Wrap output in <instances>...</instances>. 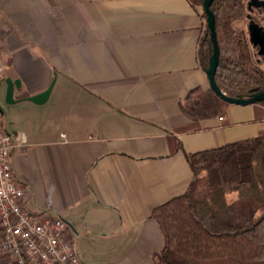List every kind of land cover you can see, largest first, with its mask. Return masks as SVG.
<instances>
[{
    "label": "crops",
    "instance_id": "1",
    "mask_svg": "<svg viewBox=\"0 0 264 264\" xmlns=\"http://www.w3.org/2000/svg\"><path fill=\"white\" fill-rule=\"evenodd\" d=\"M205 27L188 0H0L3 100L19 81L1 125L25 139L11 172L27 209L71 227L78 264H155L151 212L188 189V156L264 132L252 105L198 124L181 113L209 89ZM52 80L45 102L26 100Z\"/></svg>",
    "mask_w": 264,
    "mask_h": 264
},
{
    "label": "trees",
    "instance_id": "2",
    "mask_svg": "<svg viewBox=\"0 0 264 264\" xmlns=\"http://www.w3.org/2000/svg\"><path fill=\"white\" fill-rule=\"evenodd\" d=\"M188 1L202 9L203 0ZM249 1L214 0L210 5L219 47L215 82L234 99L264 91L262 61L246 29L247 16L264 28V8L248 9ZM211 54L205 27L198 50L203 72ZM229 106L210 89L192 91L179 104L196 124L225 117ZM252 106L264 116V101ZM188 162L193 180L186 192L151 212L163 236L155 264H264V132L191 154ZM230 192L235 193L231 201Z\"/></svg>",
    "mask_w": 264,
    "mask_h": 264
},
{
    "label": "built area",
    "instance_id": "3",
    "mask_svg": "<svg viewBox=\"0 0 264 264\" xmlns=\"http://www.w3.org/2000/svg\"><path fill=\"white\" fill-rule=\"evenodd\" d=\"M6 66L0 58V80ZM24 144L22 135L3 130L0 113V264H78L68 223L25 207L28 195L14 181L10 163L12 149Z\"/></svg>",
    "mask_w": 264,
    "mask_h": 264
},
{
    "label": "water",
    "instance_id": "4",
    "mask_svg": "<svg viewBox=\"0 0 264 264\" xmlns=\"http://www.w3.org/2000/svg\"><path fill=\"white\" fill-rule=\"evenodd\" d=\"M214 0H203L202 9L205 14L206 28L208 30L211 43H212V54L208 61V66L204 71L206 79L208 81L209 89L212 90L221 100L228 103L229 105L236 106H248L264 101V91L255 92L251 97L246 99H234L226 96L217 86L215 82V72L219 60V47L215 35L214 27V16L210 10V5ZM248 9L253 8H264V0H250L247 3ZM248 22L246 29L248 32V39L251 47L255 50L256 55L263 63L264 68V28L257 25L253 20L247 16ZM54 81L52 80L48 88L36 95L28 97L26 100L34 104H42L45 102L50 94L51 88ZM6 89L4 93V103L13 104L17 102L13 99L14 87H19V81H11L9 78L5 79ZM0 113H2L0 107Z\"/></svg>",
    "mask_w": 264,
    "mask_h": 264
},
{
    "label": "rangeland",
    "instance_id": "5",
    "mask_svg": "<svg viewBox=\"0 0 264 264\" xmlns=\"http://www.w3.org/2000/svg\"><path fill=\"white\" fill-rule=\"evenodd\" d=\"M259 67L262 68V71L264 72L263 63L262 64H259ZM3 91H4V89H3V87L0 84V107H1L2 112H5V110H7V108L8 109L9 108H15L16 107V104H14V105H8V104L4 103V100H3ZM234 197H235V193L234 192H230V193L227 194V199L229 201H231Z\"/></svg>",
    "mask_w": 264,
    "mask_h": 264
}]
</instances>
